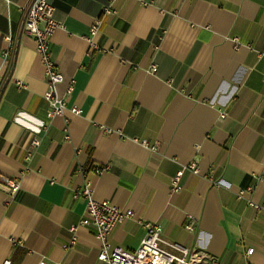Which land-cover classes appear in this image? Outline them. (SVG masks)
<instances>
[{
  "label": "crops",
  "instance_id": "crops-1",
  "mask_svg": "<svg viewBox=\"0 0 264 264\" xmlns=\"http://www.w3.org/2000/svg\"><path fill=\"white\" fill-rule=\"evenodd\" d=\"M31 3L0 0V177L19 181L14 197L0 190V263L104 264L89 227L70 245L68 228L85 212L73 192L86 179L95 200L133 212L113 245L136 250L143 224L156 222L185 247L201 237L219 264H264V215L236 197L254 185L246 197L264 204V0H113L94 47L84 37L110 0H53L63 26L50 40L56 91L71 82L72 91L52 120L44 68L23 33ZM188 215L198 221L191 234Z\"/></svg>",
  "mask_w": 264,
  "mask_h": 264
},
{
  "label": "built area",
  "instance_id": "built-area-1",
  "mask_svg": "<svg viewBox=\"0 0 264 264\" xmlns=\"http://www.w3.org/2000/svg\"><path fill=\"white\" fill-rule=\"evenodd\" d=\"M105 6L99 17H97L91 25L89 37H84L89 47H94L92 37H94L102 23L104 16L114 13L111 2ZM53 0H32L25 16L23 24V33L34 41V50L37 53L41 64L44 68V75L47 89L43 94V100L47 104L46 118L52 120L56 117H62L66 110L69 97L72 91V82L65 89L63 97L57 95L56 88L62 83L63 77L58 71L55 63L52 61L50 54V40L57 29L63 26L54 19ZM237 40V39H235ZM236 44V43H235ZM8 52L4 53L5 59L9 57ZM152 72H156V67L152 66ZM18 86L22 85L18 82ZM73 115L80 114V110L76 107L70 109ZM66 122V121H65ZM68 136L66 135V139ZM39 139L33 137L25 151V159L29 161L39 146ZM142 144H146L145 141ZM154 150V147H151ZM193 174H198L199 169L195 163H190L187 167ZM105 168H96L94 173L100 174ZM84 175V170H78ZM182 170L179 171L172 181V193H178L181 190L179 180ZM217 185H222L221 180L216 182ZM0 190L6 193L9 197H14L19 191V181L17 179H9L0 177ZM254 191V185H248L245 188L239 189L236 197L239 200L244 199L247 207L253 208L264 215V204L254 203L250 197ZM73 198H82L85 202L84 216L79 220L77 225H72L68 228L71 234L70 245L75 244V232L78 226L89 227L95 238L99 241V253L97 260L104 264H219L218 261L210 256L201 245L202 239L198 237L196 245L185 247L175 242L166 240L162 235V228L156 222H146L143 227L146 231L145 236L141 239L138 247L134 251H128L120 246L113 245L110 237L114 228L134 218L131 210H122L109 201H97L93 198V190L91 183L88 180H83L79 189L73 192ZM197 218L193 215H188L184 229L191 234L196 231ZM253 249H247L245 256H250ZM0 264H14L10 260H4ZM38 264H48L44 259H41Z\"/></svg>",
  "mask_w": 264,
  "mask_h": 264
},
{
  "label": "trees",
  "instance_id": "trees-1",
  "mask_svg": "<svg viewBox=\"0 0 264 264\" xmlns=\"http://www.w3.org/2000/svg\"><path fill=\"white\" fill-rule=\"evenodd\" d=\"M13 60H14V58H13V54H12V56L10 57V66H9V68H11V67H12ZM99 168H100V167H99ZM100 169H102V168H100Z\"/></svg>",
  "mask_w": 264,
  "mask_h": 264
}]
</instances>
